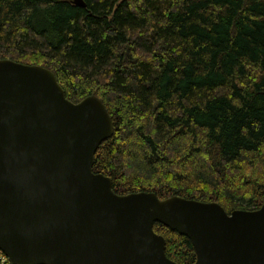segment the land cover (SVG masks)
<instances>
[{
	"label": "trees",
	"instance_id": "trees-1",
	"mask_svg": "<svg viewBox=\"0 0 264 264\" xmlns=\"http://www.w3.org/2000/svg\"><path fill=\"white\" fill-rule=\"evenodd\" d=\"M0 0V61L49 71L104 107L91 172L114 195L264 203V0ZM174 264L188 241L153 224ZM2 264V263H0ZM6 264V263H3Z\"/></svg>",
	"mask_w": 264,
	"mask_h": 264
},
{
	"label": "water",
	"instance_id": "water-1",
	"mask_svg": "<svg viewBox=\"0 0 264 264\" xmlns=\"http://www.w3.org/2000/svg\"><path fill=\"white\" fill-rule=\"evenodd\" d=\"M70 5L84 8L81 0ZM112 135L93 96L69 103L46 69L0 61V254L6 264H174L157 224L185 238L193 264H264V203L228 215L214 203L114 195L93 174Z\"/></svg>",
	"mask_w": 264,
	"mask_h": 264
},
{
	"label": "built area",
	"instance_id": "built-area-1",
	"mask_svg": "<svg viewBox=\"0 0 264 264\" xmlns=\"http://www.w3.org/2000/svg\"><path fill=\"white\" fill-rule=\"evenodd\" d=\"M0 263H5V259H4V257L0 254Z\"/></svg>",
	"mask_w": 264,
	"mask_h": 264
},
{
	"label": "flooded vegetation",
	"instance_id": "flooded-vegetation-1",
	"mask_svg": "<svg viewBox=\"0 0 264 264\" xmlns=\"http://www.w3.org/2000/svg\"><path fill=\"white\" fill-rule=\"evenodd\" d=\"M67 1H69V0H67Z\"/></svg>",
	"mask_w": 264,
	"mask_h": 264
}]
</instances>
